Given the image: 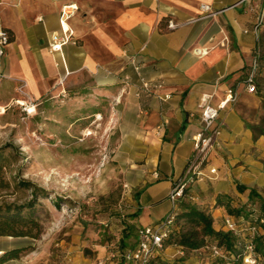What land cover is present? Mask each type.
<instances>
[{
  "label": "crops",
  "instance_id": "obj_1",
  "mask_svg": "<svg viewBox=\"0 0 264 264\" xmlns=\"http://www.w3.org/2000/svg\"><path fill=\"white\" fill-rule=\"evenodd\" d=\"M68 3L78 4L69 19L75 41L62 52H51V36L61 30V10ZM204 4L210 10L203 9ZM263 6L264 0H0V22L9 33L8 27L17 34L0 65H6L12 77L19 69L34 95L40 92L34 60L42 61L51 75L61 78L66 72L63 78L88 74L106 90L115 83H126L129 76V107L146 115V123L139 129L145 128L147 133L139 137V143L147 146L138 157H147L145 174L150 178L140 195L141 214L136 222L138 226L152 225L173 207L168 195L184 176L194 153L193 136L204 126L203 97L218 106L230 92L241 91L264 32V25L259 33L254 30ZM38 16L42 18L36 21ZM169 21L180 25L169 28ZM23 25L32 34L27 45L20 43ZM205 48L208 52L201 54ZM141 78L162 86H153L151 92L141 89ZM236 100L220 110L216 121L222 129L221 146L212 157L221 160V169L217 166L216 175L205 169L213 184L202 180L191 187L192 197L201 198V208L212 213L216 228L227 214L224 206H216L217 195L233 198L234 205L250 206L248 190L239 192L237 182L264 187V135L254 140ZM239 195L241 204L240 198L235 199ZM191 252L199 254L192 264H209L206 248ZM159 254L180 257L176 245Z\"/></svg>",
  "mask_w": 264,
  "mask_h": 264
},
{
  "label": "rangeland",
  "instance_id": "obj_2",
  "mask_svg": "<svg viewBox=\"0 0 264 264\" xmlns=\"http://www.w3.org/2000/svg\"><path fill=\"white\" fill-rule=\"evenodd\" d=\"M8 28L16 39V31ZM26 28L22 26V45L32 38ZM33 63L40 88L35 95L29 92L19 69L12 77L6 65H0V105L6 107L5 113L0 109V151L7 158L4 174L11 184L0 190V203L28 201L34 187L20 186L19 182L30 181L39 195L35 217L42 231L38 238L0 237V264H120L124 229L136 222L131 214L140 205L138 192L150 182L145 174L149 161L138 157L147 146L139 143V137L147 133V129H139L146 123V115L129 107L131 83L130 88L121 82L106 90L88 74L61 78L51 75L42 61ZM251 69L257 76L255 92L246 87ZM244 76L234 100L247 123L264 128V45L258 56L254 54ZM18 99L25 104L17 103ZM32 106L36 107L35 114L29 112ZM87 129L93 134L86 135ZM216 158L211 157L205 169H221V160ZM203 180L213 184L208 177ZM255 188L263 199L256 196L247 200L248 208L260 216L264 212V187ZM190 194L187 191L178 202L179 212L185 201L202 207L201 198H191ZM238 198V204L243 203L242 195ZM207 203H211L210 197ZM192 225L185 217L179 219V228L186 230ZM137 238L133 231L125 248H133ZM21 246L28 249L20 257L1 261L7 249ZM210 252L208 249L205 257L211 258ZM165 257L152 264H173L177 259ZM183 259L184 264H192L199 254L190 251Z\"/></svg>",
  "mask_w": 264,
  "mask_h": 264
},
{
  "label": "trees",
  "instance_id": "obj_3",
  "mask_svg": "<svg viewBox=\"0 0 264 264\" xmlns=\"http://www.w3.org/2000/svg\"><path fill=\"white\" fill-rule=\"evenodd\" d=\"M263 33L264 32L260 35V43L254 52L255 56L259 55V49L264 45ZM10 35L11 40H13V34L10 33ZM254 70V73H257L256 67ZM251 71L253 70L251 69ZM256 77L257 76L254 74V82L257 90L258 83ZM247 126L253 131L254 140H257L260 136L264 135V128L260 125L247 123ZM6 159L7 158L4 153L0 151V190L7 189L11 186L10 181L5 178L4 174ZM19 184L24 187H34L31 198L21 204L12 202L0 203V237L13 236L38 238L42 231V225L35 217V208L39 196L38 191L36 190L37 188L33 183L26 180L20 181ZM191 187H188L187 191L191 192ZM237 189L241 193L248 190V200H253L256 196L263 199L262 195H260L255 187H250L244 183L237 182ZM143 190L144 188L138 192V200H140V195ZM185 196L179 201H182ZM192 196L193 194L191 193L190 197L193 198ZM225 199H227V201H225ZM232 200L233 198L230 199L224 194H219L216 197V206H224L227 212L226 215L233 216L238 221L243 219V221H246V225L247 223L249 225H256L258 226V230L252 234V232L247 228L240 233H236L234 230L224 229L223 222L216 228L214 226V217L210 211L202 209L192 201H185L182 212H179L177 207L175 221L171 225L170 237L164 241L165 248L171 245H179L185 248V255L179 254L180 257L175 259L173 264H184L185 261L183 258L187 253L202 248H206L207 251L208 249L211 250L209 253L211 258L208 259L209 264H218V262L223 264H244L245 249L247 244L250 242H252L255 247V254L264 260V222L261 221V219H264V212L260 216L256 215L254 214V210L250 211L251 209H249L246 204L237 206L231 203ZM57 204L60 206L59 201H57ZM262 210H264V207H262ZM140 214L141 209L138 208L131 214V218L136 219ZM181 217H185L187 220L191 221L193 225L186 230L183 229V227L179 228V219ZM141 227L142 226H138L137 222L126 225L122 237V242L124 243L121 244L122 248L120 254L122 261L120 264H126L123 254L130 249L135 248L138 244L137 238V243L133 248H125L126 239L130 237L133 231H136L138 237ZM213 246L219 248L221 251L220 256H213ZM27 249L28 246L7 249L1 257V261L4 262L10 259L18 258L22 252ZM159 258L163 259L162 256L158 254L151 258L148 264L158 262ZM201 264H206V262L203 261Z\"/></svg>",
  "mask_w": 264,
  "mask_h": 264
},
{
  "label": "built area",
  "instance_id": "obj_4",
  "mask_svg": "<svg viewBox=\"0 0 264 264\" xmlns=\"http://www.w3.org/2000/svg\"><path fill=\"white\" fill-rule=\"evenodd\" d=\"M202 8L206 11L210 10L209 5H202ZM78 10L77 3H68L62 7L60 14L61 30L53 32L49 48L51 52H62L66 44L75 41V31L69 25V19ZM180 23L175 21H169V28H176ZM264 25V6L260 15L257 18V23L254 26L256 32H260L261 27ZM11 42V35L9 31L0 22V60L6 53V47ZM201 54H206L205 51ZM134 60V59H133ZM255 64V63H254ZM136 69H139L136 66ZM68 74V72H66ZM129 80V76H126V83ZM154 87H161L162 84H152L150 81L141 78V89L152 91ZM247 90L249 92L256 91V84L254 82V73H250L247 78ZM138 91L137 94H139ZM168 95H166L167 97ZM163 99L162 96H160ZM233 92L219 103L218 106L211 104L208 101V97H203L201 108V119L204 123L203 129L193 136L194 140V153L190 158L186 172L184 176L179 178L169 193V199L171 200L173 207L171 210L156 224L142 226L139 230L138 244L135 248L123 254V258L126 264H148L151 258L158 255L161 250H164V241L170 237L171 225L175 221L176 210L178 207L177 202L186 195L188 187L193 186L197 181H201L210 175H216L218 168L211 166L209 173L205 171V168L211 162L212 153L218 151L221 146L220 135L222 129L217 125L216 121L219 117V112L224 108L229 101L234 100ZM264 222V219H261ZM247 226V227H246ZM223 228L227 230H234L236 233L242 232L244 229H249L252 234L258 230V226L249 225L246 221L237 220L233 216L226 215L223 220ZM178 247L180 255H185V248L183 246L176 245ZM213 256H220L221 251L218 247H212ZM244 264H264V260L259 258L255 254V247L252 242L248 243L244 254Z\"/></svg>",
  "mask_w": 264,
  "mask_h": 264
},
{
  "label": "bare ground",
  "instance_id": "obj_5",
  "mask_svg": "<svg viewBox=\"0 0 264 264\" xmlns=\"http://www.w3.org/2000/svg\"><path fill=\"white\" fill-rule=\"evenodd\" d=\"M203 51H205L206 53L208 52V49L207 48H205V49H201L200 50V53H203ZM46 55H48L47 54V52H46ZM58 56V54H56V57ZM27 74H28V76H30V80L31 81H33L34 79H33V77L30 75V72L28 71L27 72ZM65 75H66V73H65ZM64 75V76H65ZM63 76V77H64ZM62 77V78H63ZM17 103H19V104H22V105H24L25 104V101L23 100V99H18V101H17ZM0 109L2 110V113H5L6 112V107L5 106H2V105H0ZM29 112L31 113V114H35V112H36V107L35 106H32L30 109H29ZM98 119H102V117H101V115H98ZM91 134H93V132L90 130V129H87V131H86V135H91ZM155 143L156 142H154V139L152 140V144L153 145H155ZM3 252V251H2ZM2 252H0V253H2Z\"/></svg>",
  "mask_w": 264,
  "mask_h": 264
}]
</instances>
